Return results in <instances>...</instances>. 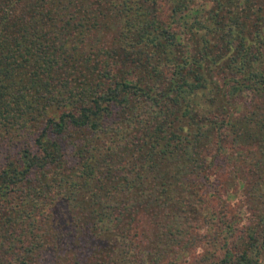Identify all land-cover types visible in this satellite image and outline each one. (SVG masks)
<instances>
[{"label":"trees","instance_id":"obj_1","mask_svg":"<svg viewBox=\"0 0 264 264\" xmlns=\"http://www.w3.org/2000/svg\"><path fill=\"white\" fill-rule=\"evenodd\" d=\"M46 254L264 264V0H0V264Z\"/></svg>","mask_w":264,"mask_h":264},{"label":"rangeland","instance_id":"obj_2","mask_svg":"<svg viewBox=\"0 0 264 264\" xmlns=\"http://www.w3.org/2000/svg\"><path fill=\"white\" fill-rule=\"evenodd\" d=\"M238 197H239V191H238V193H235V195L231 196V199H232V201L237 202ZM51 261H52V256L50 254H46L44 259H43L42 264H50Z\"/></svg>","mask_w":264,"mask_h":264}]
</instances>
